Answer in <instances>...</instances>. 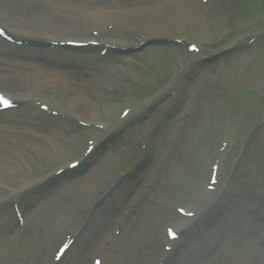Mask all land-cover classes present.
Here are the masks:
<instances>
[{"label":"rangeland","instance_id":"1","mask_svg":"<svg viewBox=\"0 0 264 264\" xmlns=\"http://www.w3.org/2000/svg\"><path fill=\"white\" fill-rule=\"evenodd\" d=\"M104 1L103 5H95V0H79L81 5L77 7L71 0H0V21L9 32H18L12 33L20 38L32 36L39 40L38 36L44 34L60 38L97 37L103 42L116 39L133 46L140 37L147 36L149 30L153 32L150 36L153 41L142 49L122 53L109 48L104 56H100L99 46H88L85 52L40 50L39 45H17L0 37V91L8 94L13 91L25 98L18 107L0 111V264H55L50 258L65 232L84 221L86 204L84 210L74 207L78 200L73 198L88 191L92 178H97L99 183L89 196L88 207L92 208L96 200L91 221L80 229L75 243L57 264H77L82 253L86 264H91V258L96 255L104 259V264H155L164 253L165 228L179 214L177 206L192 205L197 210L203 205L200 196L211 197V193H207V182L217 158L220 163L217 190L222 191L215 193L213 206L205 209L204 220L202 217L199 222L194 221V231L200 238L192 244L181 236L167 254L168 258L165 257L164 264H264V245L260 242L264 237L261 234L264 230V38L251 45L246 42L256 31H264V0H209L208 8L196 0H185L186 6L198 12V17L187 14L180 3L170 4L176 0H140L141 4L137 1L130 6L129 13L133 18L141 13L146 19L144 24L126 18L128 22H118L104 15L96 10L97 6L120 12L117 6L123 5L124 0ZM63 3L70 5V13L60 9ZM86 3L94 9L92 13L83 9ZM34 7L39 9L36 12L71 20L64 22H75L80 28H85L87 21L93 20L94 24L85 28L87 32L78 30L75 34L57 28L53 32L23 29L20 21L34 14ZM164 23L166 28L160 27ZM154 26L158 27V33ZM92 28L97 33L90 31ZM25 31L30 34H23ZM128 33L132 37L126 40ZM159 33L164 36L157 35ZM175 36L196 42L201 50L193 52L186 46L154 44ZM42 55L46 57L41 60ZM208 56L210 60L204 63L197 79L186 86L187 75L178 91V82L182 79L177 81V73L186 72L191 64ZM26 59L40 69V63L51 64L47 68L56 72V78L64 72L79 76L77 68L88 72L86 79L79 76L83 86L77 90L86 101L85 111L64 101L65 92L70 94L67 87L48 88L45 95L48 86L38 82L37 86L33 85L39 88L37 95L26 91L28 83H32L25 81L24 71L28 70L34 77L40 75L30 71L31 68L24 69ZM183 59L189 60L190 64H186L189 66H178ZM76 62L78 66L74 65ZM172 89L176 90L177 98L153 132V158L142 163L139 170L116 181L115 177L137 158L145 128L166 109V101L161 108H153L138 124L120 130L116 138H106L104 147L84 164L87 168H83L80 175L62 179L58 187H50L52 190L45 193L43 188L25 192L28 184L42 177L52 166L80 154L92 130L90 125L81 128L79 136L70 143L72 147H62L65 151L60 152V139L67 138L70 131L65 130L70 123H65L59 134L48 130L50 122L41 115H30L34 112L28 110L30 100L41 98L62 109L68 121L76 123L75 130L79 120L92 125L127 123L139 115L140 109L158 102ZM128 106L132 111L124 119L120 118L119 114ZM49 138L54 142L46 145L44 140ZM222 140L228 146L219 155ZM53 147L57 152L52 154L51 163L41 160L42 165L31 167L24 161L33 162L37 154L46 155ZM169 151V158L163 164L170 173L167 176L154 168L161 160L163 163ZM113 181L116 184L112 195L97 204L106 186ZM142 188V200L146 199L147 208L140 210L142 215H139L136 195ZM55 195H60L58 202L49 205ZM11 198L19 200L26 227L17 221ZM58 204L66 207L64 215L60 216L56 209ZM38 209L41 214L36 217ZM130 216L139 217L136 220L139 222H134L142 225L141 229L130 235L131 238L127 235L123 247L117 245L111 250L105 237L112 238L116 223L123 225ZM104 227L108 228L105 233ZM199 227L204 229L203 233ZM106 252L113 261L107 262Z\"/></svg>","mask_w":264,"mask_h":264},{"label":"bare ground","instance_id":"2","mask_svg":"<svg viewBox=\"0 0 264 264\" xmlns=\"http://www.w3.org/2000/svg\"><path fill=\"white\" fill-rule=\"evenodd\" d=\"M137 1H139V4H141V1L140 0H124L123 5H121V6L118 5L117 6V9H121L120 12H117L115 10L114 13H113L110 9H106V8H103L102 9V8H100V6H97L99 9H96V10H99L100 12H103L104 15L111 16L113 19L115 18L118 22H124V21L125 22H128L126 19H132L133 21L135 20L139 24H144L146 22V19L142 17V14L141 13H139L136 16H134V18L129 13V11H131L130 6H133ZM105 2L106 1H104V0L103 1L102 0H95V5H103ZM178 3H180V6H182V7L184 6L183 8H184L185 11H187V14H189V15L195 14L198 17V12L196 10L192 9L191 7L186 6V4H185L186 1L185 0H179V1L176 0L175 3L174 2H170V4H178ZM150 5H153V4H150ZM154 7H157V5H155ZM194 7H196V6H194ZM33 9H35L33 11L34 14H31L30 13L31 14V15H29L30 17L26 18V20H21L20 21V25H21V27L23 29H25V28H27V29H39V30L42 29V30H46L48 32L49 31H52L53 32V30H56V28H57V30H59V29H61V30H68V31H70V32H72L74 34L75 33H78L81 30H83L84 33L87 32V30H85L84 27H81L80 28L77 25V23H75V22H74V24H66L64 22V20L65 21H68V22H70L71 20L61 19V18L58 19L56 15L53 18H51L49 16H46L45 13L36 12V11H39V9L37 7H34ZM90 10L92 12L94 11V9H90ZM121 17L123 19L124 18H126V19L121 20L120 19ZM199 18H200V16H199ZM165 22H166V20H165ZM165 26H166V23H164L160 27L166 28ZM65 27H68V28H65ZM78 27L80 29H78ZM154 29H155L156 33L159 32L158 31V27L154 26ZM154 29H153V31H154ZM150 35H153V32H151L149 30V33H148L147 36H150ZM157 35H162V34L159 33ZM162 36H164V35H162ZM130 37H132V34L131 33H128V35H126L125 39L126 40H129V39H131ZM111 42H113V43L116 42L119 45L131 44L130 42H127V41L126 42H120L119 41L120 42L119 43L118 40H116V39H115V41H111ZM25 61L26 62L23 63L25 70H27L28 68H31L30 71H32V72H34L36 74L38 73V74L41 75V76L39 75V77H34V76H32L29 73L28 70L27 71H24V73H25V81L26 82H27V79H29V81H34V80H37L38 79V82H43L44 84H48L51 81L54 82V85H55V87H57V89H58L59 86L67 87L68 88V91L70 92V94L65 92L66 95L64 96L65 97L64 98V101H66L67 103H70L71 106H75L78 109L80 108V110L85 111L84 110L85 105H83V104L86 101L81 96V92L80 91H77L78 89H80L81 86H83V84H81L82 82L79 80L80 77L78 75L77 76L76 75H72V74H70L68 72L65 73L62 70L64 73H61V74H58L57 73L58 74V77H57V79H55L56 76H57L56 75V72H53V71H51V69H48L47 67H49V66H45L43 63H40V65L42 64L41 65V69H40L38 65L36 66L29 59H26ZM33 68H35V69H33ZM178 74L179 73H177V75H176L177 76V81H179V79H181V76H178ZM28 89L29 90H32L30 92V93L33 92L32 94H38V92H39V88L38 87H36V88H31V87H28L27 88L26 87V90H28ZM12 95L14 96L15 93L10 94V96H12ZM88 104H90V106H91V103L90 102H88ZM136 123H138V121L132 122L131 125H134ZM152 132H153V129L148 134L149 141H151L150 146L152 145V143L154 142V139H155L154 137L151 136ZM45 141L46 142L47 141H50V139H48V140L46 139ZM35 147H38V146H35ZM41 147H38V148H41ZM58 150L61 152L63 149L62 148H59ZM169 153H170V151L167 152V154L165 155L163 163H162V160H161L158 164H155L156 167L154 168V171H156L158 173L159 172L160 173H162V172L167 173V176L170 174L169 172H167V170H166L167 168L163 165L164 162L169 158ZM88 158H89V156H87L84 159V161L85 160L87 161ZM144 158H146V157L144 156ZM100 164H98L97 167H99ZM128 174H130V173H128ZM133 176H132V178H133ZM120 180H122V179H120ZM142 194H143V188L136 195V201L138 202L137 205L139 206L138 212H140V210L143 211L142 210L143 208H147L146 207V199L145 200H142V198H143L142 197ZM59 196L60 195H55V197H57V199H55V197L50 198V201L51 202L49 203V205L56 204V202H58ZM144 197L145 198H148L147 196H144ZM151 201H152V199H151ZM56 209L59 211V214L61 216V215H64V212L66 210V207L62 206V204H58V206H57ZM197 210L200 213L203 212V209L200 206H198ZM40 211H41V209H38V211H37L38 214H37L36 217H39V214H41ZM201 216H203V215H201ZM130 218L131 219L129 221H126L125 222V225L123 227L124 228V231H123V234H122L123 236L121 235V236L115 237V239L111 240V249L113 248V246L114 247L116 246L115 244H119L120 245L123 242L121 239H123L125 237V235H128L129 238H131L130 235H135L141 229L142 225H141V227H140V224H137L136 225V222H139V221H136L137 219H139V217H135V216L132 217V216H130ZM57 220H58V218H56L55 221L57 222ZM203 220H204V217H203ZM134 221H136V222H134ZM193 221H194V219H192V218H184L183 220L177 221L175 223V225H176V228L181 231V235L183 236L184 239H187L188 241L192 242V244H195V242L197 240H199L200 237L194 231L195 230L194 229L195 224H194ZM107 230H108V228L107 227H104L103 233L107 232ZM108 234H110V232H108ZM252 246L254 247L255 245L252 244ZM83 255H84V253H82V254L79 255L80 257L77 258V260H78V263L77 264H86L87 259ZM109 257H110V254L108 255V252H106L105 258H107V262L108 261H111L112 259H114L112 257L111 258H109ZM110 263H108V264H110Z\"/></svg>","mask_w":264,"mask_h":264},{"label":"snow or ice","instance_id":"3","mask_svg":"<svg viewBox=\"0 0 264 264\" xmlns=\"http://www.w3.org/2000/svg\"><path fill=\"white\" fill-rule=\"evenodd\" d=\"M0 103H7L2 96H0Z\"/></svg>","mask_w":264,"mask_h":264}]
</instances>
